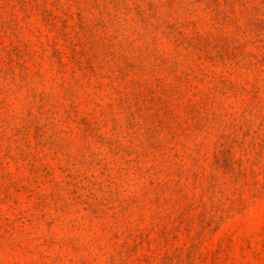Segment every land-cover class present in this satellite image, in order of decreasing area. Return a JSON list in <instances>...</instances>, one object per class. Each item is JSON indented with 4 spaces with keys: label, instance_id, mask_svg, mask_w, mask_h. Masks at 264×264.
<instances>
[{
    "label": "rangeland",
    "instance_id": "374dc122",
    "mask_svg": "<svg viewBox=\"0 0 264 264\" xmlns=\"http://www.w3.org/2000/svg\"><path fill=\"white\" fill-rule=\"evenodd\" d=\"M0 264H264V0H0Z\"/></svg>",
    "mask_w": 264,
    "mask_h": 264
}]
</instances>
